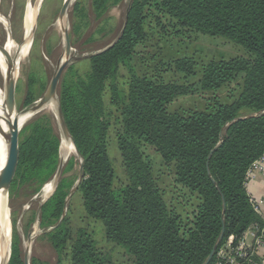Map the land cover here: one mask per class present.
Returning <instances> with one entry per match:
<instances>
[{"label": "trees", "instance_id": "obj_1", "mask_svg": "<svg viewBox=\"0 0 264 264\" xmlns=\"http://www.w3.org/2000/svg\"><path fill=\"white\" fill-rule=\"evenodd\" d=\"M120 1L91 0L90 8L100 17ZM127 9L118 41L88 58L84 71L72 64L61 75L58 103L84 162V176L75 192L86 215L102 224L106 239L120 246L132 264H203L222 231L216 250L228 240L236 243L254 224L264 225L245 188L247 169L264 153V112L254 115L264 109V0H131ZM73 11L78 32L88 15L80 1ZM153 30L158 36L173 30L178 35L221 37L247 56L210 58L200 65L186 55L158 61L185 77L198 76L192 83L163 81L157 73L121 80L120 66L133 62L136 47L154 35ZM237 77L240 80L226 100L213 96L203 108L168 110L181 97L217 91ZM31 101L28 91L24 103ZM237 117L214 149L222 128ZM111 121L120 127L116 148L122 179L109 154ZM18 140V161L8 190L11 201L19 195L32 197L55 175L59 164L60 135L51 114H35L21 127ZM137 141L153 147L173 166L174 184L187 204L194 201L189 211L166 199ZM75 164L73 156L63 164L55 190L31 210L24 229L37 219L38 239L54 251V264H63L64 258L71 264H109L84 227L72 232L66 211L58 223L77 179L64 174ZM15 225L16 220L8 264H24ZM215 252L208 264L214 263ZM251 259L259 264L255 255ZM29 262L48 264L34 256Z\"/></svg>", "mask_w": 264, "mask_h": 264}, {"label": "rangeland", "instance_id": "obj_2", "mask_svg": "<svg viewBox=\"0 0 264 264\" xmlns=\"http://www.w3.org/2000/svg\"><path fill=\"white\" fill-rule=\"evenodd\" d=\"M63 1L0 0V16L2 17V21L0 22V45H4L8 39H11L17 46H20L25 40L24 19L26 11L28 7H32L31 9L36 11L31 25V43L27 54L19 60L15 76L14 91L18 114L30 113L29 107L42 96L57 62L60 59H65L63 28L68 30L71 43V56H80L101 50L109 45L117 36L131 0H122L118 4L110 6L100 17H96L92 13V9L90 8L91 0H71L65 16L59 19V11ZM76 1H80L84 5L88 15L86 24L85 21L80 24L78 32H75L73 25L75 16L73 6ZM154 30L152 31L153 34ZM16 54L17 49L12 52V56ZM184 55L193 57L197 64L200 65L210 58L246 57L247 53L241 47L221 37L199 33L178 35L173 30H170L169 32L161 33L159 36L156 34L150 35L148 40L140 43L136 47V55L133 62L120 66V79L126 80L132 75L145 74L150 76L152 73H157L163 81H176L184 84L196 82L198 76L185 77L175 70L166 69L158 64L161 58L169 60ZM72 64L80 72L88 67L87 59L71 60L63 72ZM239 78L237 77L233 80L229 86L222 87L214 92H196L181 97L174 101L168 107V110L180 111L181 109L187 110L188 108H203L206 105V99L213 96H219L220 99L226 100L227 94H230L229 90L235 88L240 80ZM4 88L5 78L0 72V89L3 95ZM28 91L32 94V101L26 105L24 99ZM105 101L108 104L107 94L105 95ZM40 112H47L53 116L54 125L59 132L54 110L45 107ZM33 116L28 117L24 124L29 119L31 120ZM111 123L108 136L109 154L115 166L117 176L122 179L124 175L121 168V158L116 148V131L120 130V127L114 121H111ZM137 144L143 158L150 164L154 176L157 177L159 186L165 190L166 199H171L179 209L184 207V212L189 211L191 208L189 205L194 201H192L193 199L191 201L188 200L189 204H187L186 198H183L181 195L180 187L174 184L173 166L166 164L153 147L138 141ZM71 156H75L76 164L64 176L74 177L78 173L79 166L77 163L79 162V157L73 152L67 154L65 159L68 160ZM51 181H54V176L47 182ZM45 184L30 198L19 195L11 201L9 200V196L7 195L6 197L5 195V199L7 198L6 204L9 208L11 240L13 234L12 222L16 220L15 227L21 240L22 252L24 253V250H28L29 260L34 256L47 261L48 264H54L56 259L54 251L45 240L38 239L41 230L37 219L31 223L27 231L24 229L28 224L31 210H35L36 207L40 206L53 193L52 190L50 193L44 194L43 187ZM66 215L69 217L72 232H75L79 227H84L97 242V247L108 257L109 264H132L131 258L120 246L106 239L102 224L86 215L82 206V199L76 192L72 194L67 202ZM29 233L32 236L30 242L27 240ZM9 245L11 249V241ZM63 264L71 263L68 258H64Z\"/></svg>", "mask_w": 264, "mask_h": 264}, {"label": "water", "instance_id": "obj_3", "mask_svg": "<svg viewBox=\"0 0 264 264\" xmlns=\"http://www.w3.org/2000/svg\"><path fill=\"white\" fill-rule=\"evenodd\" d=\"M70 2H71V0H64L63 1L62 6H61L60 11H59V19H61V18H63V16H65L67 7L70 4ZM127 14H128V9L125 12L123 23H122V26H121L117 36L109 45H107L105 48H103L101 50H98V51H95V52H92L89 54H83L80 56H71V43H70L68 30L66 28H63L64 57H65V59L64 60L60 59L57 62L56 67H55V69H54V71H53V73H52V75H51V77L47 83V86H46L42 96L40 97V99H38V101H36L34 104H32L28 109L30 111V113L28 114L30 117L32 115L39 113L48 104L55 103L54 114H55L58 130H59V135H60V147H61L62 142L71 141L73 144V147H74V152L80 159V165L78 168L77 179H76L74 185L72 186V188L70 189L68 195L66 196L65 204H64L65 205L64 211H63L62 216H61L60 220L58 221V223H60L61 220L63 219V217L65 215V211H66L67 202L71 198L72 194L78 189V186H79V184H80V182L84 176V174H83V163H84L83 157L80 155V153L76 149L74 141L72 140L71 135H70V133L67 129V126L65 124V121H64V118L62 115V111H61L60 105L58 103V88H59L61 75H62L64 68L67 66V64L71 60L77 61V60H81V59H88V58H90L96 54H99L102 51L112 47L123 34V31H124V28H125V25L127 22ZM33 29H34V27H33ZM32 33H33V30H32ZM31 40H32V38H31ZM0 54L5 58L7 65H8L9 72L14 71L15 65L17 64V54L12 56V54H10L6 50L5 44L0 45ZM14 82H15V77L11 78L10 81H7L5 79V88H4V97H3L4 102H3L2 109L0 111V123H1V121H4L8 127V147L6 150L5 162L3 164V167L0 170V189L3 190V192L6 194V197L8 195L10 182H11V179L13 177V174H14V171H15V168L17 165V161H18V155H19V148H18V141L19 140H18V138H19L20 129L23 125L22 124L19 126V123H18V113H17V109H16ZM263 112H264V109L255 113L254 115H257L258 113H263ZM238 119H240V117L234 118L233 120H231L225 124V126L222 128L221 133H220V142L214 149H216L220 145V143L222 141V133H223L224 129L227 126H229L231 123L237 121ZM60 147H59V149H60ZM65 161H67V159H63L62 156L59 154V164H58L57 170H56L55 175H54L53 191L55 190V187H56L57 182L59 180V177L61 175L63 164L65 163ZM6 202H7V198H6ZM38 213H39V210L37 211L36 218L38 217ZM53 228H54V226L49 228V230H51ZM10 230H11V226L9 227V244L11 241ZM222 233H223V231L221 232L217 242L214 244L210 254L208 255L206 261L203 264H208L210 262V260L212 259L214 252H215L216 248L218 247V244L220 243V241L222 239ZM31 239H32V236H31V233H29L27 236L28 242H30ZM10 252H11V249H10V245H9L8 257H7L5 264H8V261L10 258ZM23 260H24V264H30L27 249L24 250Z\"/></svg>", "mask_w": 264, "mask_h": 264}, {"label": "bare ground", "instance_id": "obj_4", "mask_svg": "<svg viewBox=\"0 0 264 264\" xmlns=\"http://www.w3.org/2000/svg\"><path fill=\"white\" fill-rule=\"evenodd\" d=\"M31 8L28 7L24 19L25 20L24 42L20 46H17L13 40L8 39L5 43V48L10 54H12V52L17 49V64L15 65L14 71L9 72L5 58L0 54V72L7 81H10L11 78H14L16 76L19 60L27 54L30 46L31 25L34 21L36 14V11L32 10ZM1 21H2V17L0 16V22ZM3 97H4L3 92L0 89V111L2 109L4 102ZM46 107L49 108L50 110H54L55 103H50ZM28 117H29L28 114H18L19 126L24 124V122L28 119ZM0 124H1L0 125V170H1L5 162L6 150L8 147V127L4 121H1ZM73 152H74V147L71 141L61 143L60 154L63 159H65V156L67 154ZM53 188H54V182L53 181L47 182L43 187L44 194L46 195L50 193L53 190ZM5 195L6 194L3 192V190L0 189V264H5L9 251V227H10L9 208L6 204Z\"/></svg>", "mask_w": 264, "mask_h": 264}, {"label": "built area", "instance_id": "obj_5", "mask_svg": "<svg viewBox=\"0 0 264 264\" xmlns=\"http://www.w3.org/2000/svg\"><path fill=\"white\" fill-rule=\"evenodd\" d=\"M257 173H264V153L252 162L245 175V188L249 196V202L254 212H256L260 218H263L264 199L253 196L247 190L249 180ZM248 229V232L251 233L253 238L252 243L248 244L246 242V230L236 243L228 240L216 250L213 264H255L251 257L259 250L264 249V225L259 228L254 224Z\"/></svg>", "mask_w": 264, "mask_h": 264}, {"label": "crops", "instance_id": "obj_6", "mask_svg": "<svg viewBox=\"0 0 264 264\" xmlns=\"http://www.w3.org/2000/svg\"><path fill=\"white\" fill-rule=\"evenodd\" d=\"M247 190L250 194L257 198H263L264 199V173H257L251 178L247 184ZM263 215H264V208H263ZM262 221L264 222V216L261 217ZM249 230V229H248ZM248 230L245 232V239L248 244L252 243V236L251 233L248 232ZM256 261H259V264H264V249L259 250L256 254Z\"/></svg>", "mask_w": 264, "mask_h": 264}]
</instances>
